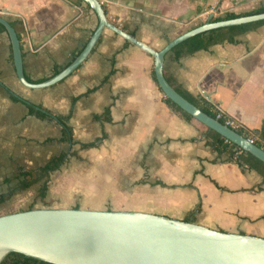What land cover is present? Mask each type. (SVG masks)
<instances>
[{
	"label": "crops",
	"instance_id": "1",
	"mask_svg": "<svg viewBox=\"0 0 264 264\" xmlns=\"http://www.w3.org/2000/svg\"><path fill=\"white\" fill-rule=\"evenodd\" d=\"M99 1L110 22L156 50L206 22L211 12L214 21L225 12L248 11L264 3ZM0 15L18 35L23 72L32 83L67 66L98 23L83 0H0ZM234 38L235 42L224 41L193 53L171 49L164 56L163 75L175 89L218 107L264 149L260 132L264 121V23ZM126 42L104 29L71 74L49 87L31 89L18 80L9 36L0 31L3 202L15 193L10 190L13 186L19 192L30 187L20 190L19 168L35 169L65 153V161L49 175L46 197L40 200L43 205L48 206V192L53 193L52 174L68 159L83 157L92 169L88 179L93 193L105 189L112 202L128 204L108 209L143 211L264 237L263 175L236 154L214 149L204 126L168 106L151 75L153 57ZM28 103L46 116L30 114ZM60 115L70 116L63 123ZM65 125L71 128V139ZM91 142L93 146L81 147ZM36 184L39 188L40 182ZM36 193L27 207L0 215L35 208Z\"/></svg>",
	"mask_w": 264,
	"mask_h": 264
},
{
	"label": "water",
	"instance_id": "2",
	"mask_svg": "<svg viewBox=\"0 0 264 264\" xmlns=\"http://www.w3.org/2000/svg\"><path fill=\"white\" fill-rule=\"evenodd\" d=\"M98 23L82 50L50 78L32 83L23 72L17 33L0 15L9 36L18 80L31 89L49 87L71 74L108 29L153 57L163 95L183 111L264 162V149L182 96L164 77L165 54L175 45L214 28L264 19V12L206 22L185 31L159 50L110 22L99 0H83ZM56 119V117H54ZM18 252L53 264H264V237L230 233L194 221L134 210L42 207L0 215V261Z\"/></svg>",
	"mask_w": 264,
	"mask_h": 264
},
{
	"label": "trees",
	"instance_id": "3",
	"mask_svg": "<svg viewBox=\"0 0 264 264\" xmlns=\"http://www.w3.org/2000/svg\"><path fill=\"white\" fill-rule=\"evenodd\" d=\"M82 1V0H79ZM87 7H89L87 5ZM264 12V3L260 4L256 8H253L248 11H243L239 13L235 12H225L223 15H219L213 18L214 21H219L223 19H229V18H235L239 16H244V15H250V14H256V13H261ZM264 23L263 20L255 21V22H249L245 24H239V25H233V26H225V27H219V28H214L205 32L198 33L194 36L189 37L188 39L180 42L179 44L175 45L172 48V51L178 52V53H193L196 50L199 49H207L208 47L221 43L224 41L227 42H235V35L246 31L250 29L251 27H254L255 25ZM0 31H6L4 26L0 24ZM128 43V42H126ZM151 75L153 80L156 82L155 76H154V70H151ZM176 90L184 96L187 100H189L191 103L194 105L198 106L202 111L205 113L209 114L210 116L216 118V111L214 110V105L207 101L204 98H201L202 100H196L194 97H192L190 94L177 89ZM14 99H17V97H14ZM164 101L170 106L171 108L179 111L182 113L184 117H186L188 120H195L197 123L200 125L204 126L207 131L209 136H211V145L214 149L218 151H228L230 154H236V158L242 162H246L250 164L254 169H256L259 173L263 175L264 178V163L259 160L257 157L254 155L250 154L247 151L242 150L239 146H237L235 143H232L229 140H226L224 137H222L218 132L215 130L209 128L208 126L204 125L194 117H192L190 114L187 112L183 111L179 106H177L173 101H171L169 98L165 97ZM28 109L30 114H36L39 117H44L46 114L44 112H40L38 110H35L33 105L28 103ZM108 109L104 111V116L105 118H108L107 116ZM70 115L67 116H58V119L60 122L65 123L67 119L69 118ZM220 122L225 123L224 118H219L218 119ZM65 133L68 138L71 139V128L65 125ZM238 133L244 135L245 137H249L247 132L245 133L242 129H237L236 130ZM254 132H257L254 131ZM262 134V140H264V121H263V126L260 130ZM66 136H64L65 138ZM254 143L258 146H262L260 142L254 141ZM94 143H84L81 144V147H90L93 146ZM73 154V153H72ZM66 154L65 153H59L56 156H53L51 159L46 161L43 165H40L39 167L35 169H24V168H19L18 170V177L21 178V182L19 185L20 190H23L35 183H39V188L37 190V193L34 197L33 203L39 199L42 202L44 201L46 197V192H47V182L49 180V175L52 171L58 169L60 165L65 161ZM4 201V197L0 196V204ZM77 208V207H74ZM31 209V208H30ZM0 264H53L49 263L43 260H39L33 257H28L25 256L21 253L18 252H9L7 253L4 258L0 261Z\"/></svg>",
	"mask_w": 264,
	"mask_h": 264
},
{
	"label": "rangeland",
	"instance_id": "4",
	"mask_svg": "<svg viewBox=\"0 0 264 264\" xmlns=\"http://www.w3.org/2000/svg\"><path fill=\"white\" fill-rule=\"evenodd\" d=\"M264 2V0H261ZM256 5V4H254ZM239 9H242L238 7ZM232 9V8H231ZM233 11H239L236 8ZM87 159V158H85ZM85 159L81 157L79 160L75 158L68 159L67 163L54 172L53 177V193L50 195L48 192L46 205H43L39 199L35 203L36 206L43 205L44 207H57V208H72V207H88L92 209H108L117 208L118 206H127L126 203L112 202L109 198L107 191L103 189L93 193V188L89 185L92 183L88 177L92 176V169L85 164ZM52 181V182H53ZM52 185V183H51ZM15 193L9 197L5 202L0 204V214L10 210L21 209L27 207L35 192L38 190V184L31 185L24 191H17L13 186L10 188ZM105 191L106 194L102 192ZM24 193V195H23ZM100 199V200H99Z\"/></svg>",
	"mask_w": 264,
	"mask_h": 264
},
{
	"label": "built area",
	"instance_id": "5",
	"mask_svg": "<svg viewBox=\"0 0 264 264\" xmlns=\"http://www.w3.org/2000/svg\"><path fill=\"white\" fill-rule=\"evenodd\" d=\"M214 110L216 111V119L224 118L225 119V124L228 125L229 127H231L232 129H234L235 131L237 129H242L241 125L238 124V122H236L234 119L224 115V113L218 107H214ZM246 138L248 139V141H250L252 143H254V141H255L254 138H251V137H246Z\"/></svg>",
	"mask_w": 264,
	"mask_h": 264
}]
</instances>
